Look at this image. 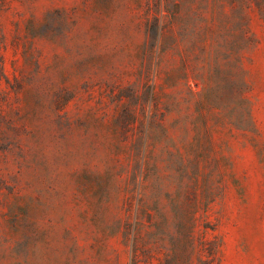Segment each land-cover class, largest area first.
Instances as JSON below:
<instances>
[{"label":"rangeland","instance_id":"obj_1","mask_svg":"<svg viewBox=\"0 0 264 264\" xmlns=\"http://www.w3.org/2000/svg\"><path fill=\"white\" fill-rule=\"evenodd\" d=\"M0 264H264V0H0Z\"/></svg>","mask_w":264,"mask_h":264}]
</instances>
